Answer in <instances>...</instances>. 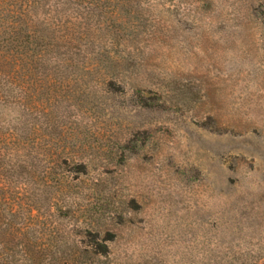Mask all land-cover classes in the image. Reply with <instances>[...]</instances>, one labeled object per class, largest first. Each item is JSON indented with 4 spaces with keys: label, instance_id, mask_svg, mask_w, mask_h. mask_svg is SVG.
Returning <instances> with one entry per match:
<instances>
[{
    "label": "rangeland",
    "instance_id": "obj_1",
    "mask_svg": "<svg viewBox=\"0 0 264 264\" xmlns=\"http://www.w3.org/2000/svg\"><path fill=\"white\" fill-rule=\"evenodd\" d=\"M40 18L45 58L0 105L21 150L0 198L64 240L33 264H263L264 0H48Z\"/></svg>",
    "mask_w": 264,
    "mask_h": 264
},
{
    "label": "trees",
    "instance_id": "obj_2",
    "mask_svg": "<svg viewBox=\"0 0 264 264\" xmlns=\"http://www.w3.org/2000/svg\"><path fill=\"white\" fill-rule=\"evenodd\" d=\"M47 4L48 0H0V105L12 103L11 88L15 72L20 67H27L32 56L40 60L45 58L48 34L43 28L44 25L35 19L41 21L40 17ZM1 142L6 149L4 153L0 150V160H6V156L10 158L5 163V168L10 169L6 171L8 175L5 178L0 176L1 183H4L3 188H6L9 185V171L20 166V162L15 159L20 157L21 150L18 148L20 146H16L13 134L0 135ZM21 147L25 150L24 146ZM32 211L26 208L25 204H16L13 193L0 198V264H33L47 252L48 246L63 243V238L57 236L60 233L45 227L41 217L32 216ZM109 237L99 238L105 248L114 242V239ZM64 243L82 245L84 242L80 237ZM217 264L260 263L258 260L241 261L228 257Z\"/></svg>",
    "mask_w": 264,
    "mask_h": 264
}]
</instances>
